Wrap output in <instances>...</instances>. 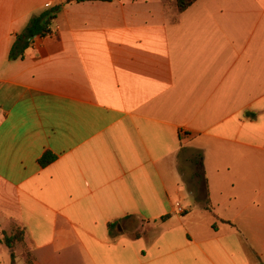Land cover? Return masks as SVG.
<instances>
[{
	"label": "crops",
	"instance_id": "0c3cea01",
	"mask_svg": "<svg viewBox=\"0 0 264 264\" xmlns=\"http://www.w3.org/2000/svg\"><path fill=\"white\" fill-rule=\"evenodd\" d=\"M68 1L0 0V232L24 230L19 264H264V0Z\"/></svg>",
	"mask_w": 264,
	"mask_h": 264
},
{
	"label": "trees",
	"instance_id": "16d2710c",
	"mask_svg": "<svg viewBox=\"0 0 264 264\" xmlns=\"http://www.w3.org/2000/svg\"><path fill=\"white\" fill-rule=\"evenodd\" d=\"M75 1L82 2H112L114 0H69L68 3ZM198 0H176V4L179 12H183L190 8ZM62 5H56L49 7L42 11L40 14L33 16L26 28L17 35L16 40L10 52V60L23 59L26 51L29 49L31 42L38 36L45 37L52 33L55 23L61 12ZM57 156L50 152H47L40 159V165L45 168L55 162ZM199 167L201 172L203 170V156L199 154ZM203 177V174L201 175ZM113 227V224L110 225ZM24 230L17 229V232L11 236L4 235V244L11 250V264H17V257L15 254V247L17 243H21L24 240ZM0 243H3L2 241ZM28 264H31L30 262Z\"/></svg>",
	"mask_w": 264,
	"mask_h": 264
},
{
	"label": "rangeland",
	"instance_id": "374dc122",
	"mask_svg": "<svg viewBox=\"0 0 264 264\" xmlns=\"http://www.w3.org/2000/svg\"><path fill=\"white\" fill-rule=\"evenodd\" d=\"M181 167H182V169H183V173H184V175H185V179L187 180V182H190V177H191V169H190V165L186 162V161H184V160H182L181 161ZM140 222V221H139ZM138 222V223H139ZM14 232H9L8 234L6 233V235H8V236H11V235H13V234H15L16 232H17V229L15 228L14 230H13ZM4 236L2 235V233L0 232V242L2 241L3 242V244H4ZM1 244V243H0ZM18 244V243H17ZM16 244V245H17ZM1 251H0V264H11L10 263V257H9V255L8 254H6V249H5V247L4 248H2V249H0ZM17 264H19V257H18V259H17Z\"/></svg>",
	"mask_w": 264,
	"mask_h": 264
},
{
	"label": "built area",
	"instance_id": "2783aa9c",
	"mask_svg": "<svg viewBox=\"0 0 264 264\" xmlns=\"http://www.w3.org/2000/svg\"><path fill=\"white\" fill-rule=\"evenodd\" d=\"M177 210L180 214H185L187 212V209L183 208L181 204H177Z\"/></svg>",
	"mask_w": 264,
	"mask_h": 264
}]
</instances>
